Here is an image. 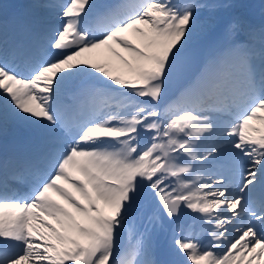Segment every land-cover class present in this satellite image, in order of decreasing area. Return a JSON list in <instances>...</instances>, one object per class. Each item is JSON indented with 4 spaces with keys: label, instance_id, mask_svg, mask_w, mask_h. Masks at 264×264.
I'll use <instances>...</instances> for the list:
<instances>
[{
    "label": "snow or ice",
    "instance_id": "6c2138e0",
    "mask_svg": "<svg viewBox=\"0 0 264 264\" xmlns=\"http://www.w3.org/2000/svg\"><path fill=\"white\" fill-rule=\"evenodd\" d=\"M8 7L0 264H264V0Z\"/></svg>",
    "mask_w": 264,
    "mask_h": 264
},
{
    "label": "rangeland",
    "instance_id": "374dc122",
    "mask_svg": "<svg viewBox=\"0 0 264 264\" xmlns=\"http://www.w3.org/2000/svg\"><path fill=\"white\" fill-rule=\"evenodd\" d=\"M1 1H3V0H0V4H1ZM5 2H6L5 4L8 5L13 10L17 7H19L21 10H23L24 6L27 5L28 3H30L31 0H5ZM248 2L258 3L259 0H248ZM230 11L252 12V13H254L255 19L257 20V22L259 21V13L255 9H252V10L239 9V10H230ZM227 15H228L227 12H221V16L227 17ZM27 134H28L27 132H23V130L21 129L20 126H10L8 129L7 135L1 136V137L5 138V137H8V135H12L15 140L17 138L18 141H20L23 138H25L27 136ZM61 203H62V201H61Z\"/></svg>",
    "mask_w": 264,
    "mask_h": 264
},
{
    "label": "bare ground",
    "instance_id": "6f19581e",
    "mask_svg": "<svg viewBox=\"0 0 264 264\" xmlns=\"http://www.w3.org/2000/svg\"><path fill=\"white\" fill-rule=\"evenodd\" d=\"M8 11V10H7ZM13 143L11 142V145H12Z\"/></svg>",
    "mask_w": 264,
    "mask_h": 264
}]
</instances>
